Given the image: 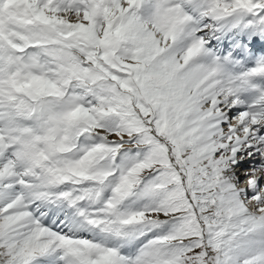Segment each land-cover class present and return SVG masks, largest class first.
I'll return each instance as SVG.
<instances>
[{
    "label": "snow or ice",
    "instance_id": "1",
    "mask_svg": "<svg viewBox=\"0 0 264 264\" xmlns=\"http://www.w3.org/2000/svg\"><path fill=\"white\" fill-rule=\"evenodd\" d=\"M0 264H264V0H0Z\"/></svg>",
    "mask_w": 264,
    "mask_h": 264
}]
</instances>
